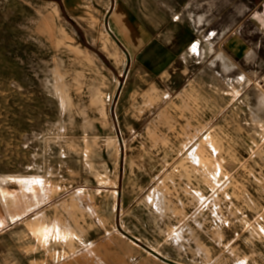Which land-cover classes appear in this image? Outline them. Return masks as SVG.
<instances>
[{"label": "rangeland", "instance_id": "rangeland-1", "mask_svg": "<svg viewBox=\"0 0 264 264\" xmlns=\"http://www.w3.org/2000/svg\"><path fill=\"white\" fill-rule=\"evenodd\" d=\"M114 5L0 0V264H76L90 242L104 264H167L150 248L184 264H264L257 36L241 49L232 35L208 62L151 75L115 39ZM8 176L42 178L48 198L12 221L2 188L21 187Z\"/></svg>", "mask_w": 264, "mask_h": 264}, {"label": "crops", "instance_id": "crops-1", "mask_svg": "<svg viewBox=\"0 0 264 264\" xmlns=\"http://www.w3.org/2000/svg\"><path fill=\"white\" fill-rule=\"evenodd\" d=\"M111 19L113 33L129 52L132 62L151 75L162 74L175 64L186 68L202 58L208 62L215 54L217 44L233 39L232 35L239 36L241 49L250 47L246 35L257 36L255 48L248 50L252 53L250 58L255 56L259 61L260 51L264 52V0H115ZM169 36H175V46ZM196 42H200L202 55L192 52ZM260 66H264V60ZM108 238L121 248L127 246L122 237ZM131 242L137 244L134 240ZM88 245L84 252H79L80 259L75 260L76 264L107 262L108 258L99 255V245L94 242ZM69 247L74 253L75 248ZM65 253L64 257H67ZM55 256L59 257L60 253L56 252ZM33 264L48 263L35 260ZM59 264L66 263L61 261Z\"/></svg>", "mask_w": 264, "mask_h": 264}, {"label": "bare ground", "instance_id": "bare-ground-1", "mask_svg": "<svg viewBox=\"0 0 264 264\" xmlns=\"http://www.w3.org/2000/svg\"><path fill=\"white\" fill-rule=\"evenodd\" d=\"M104 17V16H103ZM201 17V16H200ZM201 22V21H200ZM199 24V23H198ZM103 36V35H102ZM107 37V36H106ZM113 39V38H112ZM111 39V40H112ZM210 47V46H209ZM75 49V48H74ZM209 49V48H208ZM105 50V49H104ZM207 51H209V50H207ZM211 48H210V53H211ZM192 52L194 53V54H198V55H202V52H201V46H200V42H196L195 44H193V47H192ZM208 54H209V52H207ZM203 54H204V52H203ZM252 54V53H251ZM204 56V55H203ZM247 56H248V54H247ZM249 56H250V53H249ZM217 58L216 59H220L221 60V64H223V65H221V66H223V68H224V66H226L228 69L229 68H232L233 67V64L228 60V59H225L224 57H222V56H220L219 54H218V56H216ZM202 58V57H201ZM247 58V57H246ZM121 59V58H120ZM217 63H219V61L217 62ZM122 65H126V59L124 58V60L122 61ZM220 65V64H219ZM225 71V70H224ZM58 77V76H57ZM247 79V78H246ZM60 81V80H59ZM104 82V81H103ZM249 83V82H248ZM152 89V88H151ZM159 92V91H158ZM148 93V92H147ZM263 95H264V93H263ZM263 95H261V97L260 98H258L259 99V101H260V103H261V105H262V107H264V96ZM66 96V95H65ZM157 96H158V94H157ZM160 96H162V95H160ZM149 97V96H148ZM185 97V96H184ZM152 98V97H151ZM150 98V101L152 100ZM157 98V97H156ZM160 98V97H159ZM158 98V99H159ZM67 99V98H66ZM155 99V98H154ZM70 100V99H69ZM154 101V100H153ZM69 102V101H68ZM155 102H156V100H155ZM259 103V104H260ZM260 107V106H259ZM184 108V107H183ZM259 109V108H258ZM182 111V110H181ZM162 112V111H161ZM260 112V111H259ZM166 113V112H165ZM165 113H159L160 114V116H162L163 114H165ZM264 113V112H263ZM159 114H158V116H159ZM254 115V114H253ZM257 115V114H256ZM157 116V117H158ZM264 116V115H263ZM262 116V117H263ZM259 117V116H258ZM160 118V117H159ZM257 118V117H256ZM161 119V118H160ZM263 119H264V117H263ZM65 130V129H64ZM156 130V129H155ZM150 135V134H149ZM154 135H156V134H153V136ZM190 135V134H189ZM153 138V137H152ZM211 138V137H210ZM214 141H212V143H213ZM213 145V144H212ZM210 146V145H209ZM213 147H215L214 145H213ZM199 154H201V150L198 148V152H197V155L196 156H194V158H195V160L197 161V163L200 165V167L201 166H203L204 167V169L207 171V172H209V170H208V163H209V161H203V160H201V157H200V155ZM118 155V154H117ZM211 162V164L213 165V166H215V164H214V162H212V160L210 161ZM118 163V162H117ZM119 168V167H118ZM117 168V169H118ZM53 176V175H52ZM80 177V176H79ZM5 178V177H4ZM25 178H26V180H25ZM1 180H3V178L1 179ZM4 181H14V182H17L16 184H19L20 185V187H21V192L19 193H10L9 191H7L6 189H4V188H2V192H3V198H5L6 199V201L7 202H12V204L14 205V208L12 209V212H11V215H10V218L12 219V221L13 220H17V219H21V218H23V217H25L27 214H29L34 208H35V203L36 204H41V202H43L46 198H48V194L50 193V188H49V186L43 181V179L42 178H40V177H20V176H16V177H14L13 178V176H8V177H6L5 178V180ZM111 182V181H110ZM223 185V184H222ZM222 187V186H221ZM18 188H19V186H18ZM166 188V187H165ZM20 191V190H19ZM160 191V190H159ZM176 191V190H175ZM84 193V191L82 190V189H80V190H78V194H79V196L81 197H84V195L82 194V193ZM77 193V192H76ZM81 193V194H80ZM165 194V193H164ZM157 195V194H156ZM51 196V195H50ZM73 196V195H72ZM86 196V195H85ZM90 196V195H89ZM88 196V199L90 200V202H91V204H94V200H92L93 198H91V197H89ZM81 197V198H82ZM50 198H52V197H50ZM74 196L72 197V199L74 200ZM81 198H79V199H81ZM86 200V199H85ZM111 201V200H110ZM86 202V201H85ZM46 203V202H45ZM69 203H71V202H69ZM167 203V202H166ZM64 204V203H63ZM74 204H75V201H74ZM169 204V203H168ZM175 205V204H174ZM180 205H182V204H180ZM38 206V205H37ZM92 207V206H91ZM109 207V206H108ZM43 212V211H42ZM99 213V218H100V221L102 222V223H106L105 222V220H104V218H102V216H101V213L100 212H98ZM107 213H108V211H107ZM35 218V217H34ZM33 218V219H34ZM43 218V217H42ZM45 219V218H44ZM4 220H1V222H0V225H4V222H3ZM40 221V220H39ZM41 222V221H40ZM54 222V221H53ZM39 223V222H38ZM38 223H37V225H38ZM56 223V222H55ZM99 223V222H98ZM53 224V223H52ZM59 224V223H58ZM33 225H34V223H33ZM40 225V224H39ZM60 225V224H59ZM112 225V224H111ZM48 226V225H47ZM53 226V225H52ZM55 226V228L54 229H56V225H54ZM33 227V226H32ZM44 227V226H43ZM51 227V226H50ZM65 227V226H64ZM112 227V226H111ZM39 228V227H38ZM66 228V227H65ZM34 229V228H33ZM47 229H48V227H47ZM59 229V228H58ZM36 230H37V228H36ZM39 230V229H38ZM70 230V229H69ZM173 230V229H172ZM48 231V230H47ZM64 231V230H63ZM67 231V230H66ZM175 231V230H174ZM177 231V230H176ZM172 232V231H171ZM39 233V232H38ZM37 233V234H38ZM44 233V232H43ZM174 234H176V232L174 233ZM45 236V235H44ZM67 236V235H66ZM42 237V236H41ZM40 237V238H41ZM50 237H52L51 235H50ZM57 237V236H56ZM78 238V237H77ZM132 238H134V237H132ZM136 238V237H135ZM38 239V238H37ZM42 239V238H41ZM50 239V238H49ZM48 239V240H49ZM79 239V238H78ZM112 240V239H111ZM181 240V239H180ZM42 241H43V239H42ZM50 241V240H49ZM177 241H179V240H177ZM132 243V242H131ZM68 244V243H67ZM48 245V244H47ZM92 250V249H91ZM154 251H152L151 250V248H150V251L153 253V254H155L156 252H157V254H159V255H162V256H164L159 250H156V249H153ZM105 252V251H104ZM149 252V251H148ZM47 253V252H46ZM65 253V252H64ZM66 254V253H65ZM151 254V253H150ZM96 255V254H95ZM157 256V255H156ZM84 257V256H83ZM102 257V256H101ZM165 258H169L168 256H164ZM55 258H56V256H55ZM80 259V258H79ZM170 259V258H169ZM168 259V260H169ZM171 260V259H170ZM88 261V260H87ZM172 261V260H171ZM69 262V261H68ZM165 262V261H164ZM173 262H175L176 264H184L182 261H179V260H175L174 259V261ZM167 263V262H166ZM167 264H169V263H167ZM206 264H207V262H206Z\"/></svg>", "mask_w": 264, "mask_h": 264}, {"label": "water", "instance_id": "water-1", "mask_svg": "<svg viewBox=\"0 0 264 264\" xmlns=\"http://www.w3.org/2000/svg\"><path fill=\"white\" fill-rule=\"evenodd\" d=\"M106 23H107V20H106ZM111 32V31H110ZM111 34H113L112 32H111ZM117 41H118V43H119V40L117 39V38H115ZM126 53H127V55H128V61L130 62L131 61V58H130V55H129V53L126 51ZM121 87H123V84H121L120 85V88ZM155 255H157V256H159V254H157V253H155ZM160 258H161V260H163V261H165V262H167V263H169V264H176L175 262H173V261H171V260H168V259H166V258H164V257H162V256H159Z\"/></svg>", "mask_w": 264, "mask_h": 264}]
</instances>
